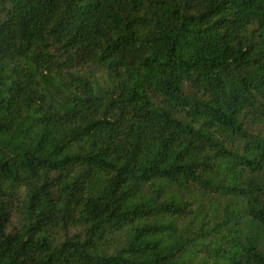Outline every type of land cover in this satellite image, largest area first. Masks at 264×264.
<instances>
[{"label":"trees","instance_id":"obj_1","mask_svg":"<svg viewBox=\"0 0 264 264\" xmlns=\"http://www.w3.org/2000/svg\"><path fill=\"white\" fill-rule=\"evenodd\" d=\"M0 264H264V0H0Z\"/></svg>","mask_w":264,"mask_h":264},{"label":"rangeland","instance_id":"obj_2","mask_svg":"<svg viewBox=\"0 0 264 264\" xmlns=\"http://www.w3.org/2000/svg\"><path fill=\"white\" fill-rule=\"evenodd\" d=\"M22 224H24V218L21 212L20 211L14 212L11 218V222L9 224L8 232L13 233L16 230H19Z\"/></svg>","mask_w":264,"mask_h":264}]
</instances>
